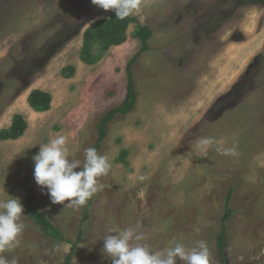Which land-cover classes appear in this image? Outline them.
<instances>
[{"label": "rangeland", "instance_id": "1", "mask_svg": "<svg viewBox=\"0 0 264 264\" xmlns=\"http://www.w3.org/2000/svg\"><path fill=\"white\" fill-rule=\"evenodd\" d=\"M109 15L91 0H0V130L15 114L27 122L19 138L0 140V199L12 196L23 205L27 180L36 204L76 245L72 264H112L104 237L129 226L144 234L151 251L203 241L210 264H221L217 235L231 191L227 263L264 264V0H144L127 41L85 63L83 33ZM140 24L153 35L132 66L137 104L107 126L99 154L111 168L99 178L104 187L87 202L84 221L87 204H53L36 184L33 156L59 133L83 164L100 119L125 98ZM68 65L75 66L70 77L62 72ZM205 85L211 107L199 122L172 124L166 113L156 114L163 107L179 110L181 98L195 106L193 91ZM35 89L51 95L49 110L31 107ZM126 141L132 153H122ZM24 215L20 243L4 258L64 264L72 244L47 236L25 208Z\"/></svg>", "mask_w": 264, "mask_h": 264}, {"label": "clouds", "instance_id": "2", "mask_svg": "<svg viewBox=\"0 0 264 264\" xmlns=\"http://www.w3.org/2000/svg\"><path fill=\"white\" fill-rule=\"evenodd\" d=\"M91 4L104 11H114L121 20L140 12V0H91ZM84 156L81 164L70 153L67 137L59 133L40 145L39 152L33 156V175L36 184L47 189L53 204L67 202L69 206H84L103 189L99 178L111 168L108 156L99 154L95 148L85 149ZM25 218L19 198L0 199V253L10 252L19 245V237L26 227ZM110 231L113 234L104 237L103 252L112 264H177L178 260L183 264H210L209 248L203 241L191 249L177 241L163 250L151 251L142 243L144 234L133 226ZM0 264H9V261L0 256Z\"/></svg>", "mask_w": 264, "mask_h": 264}, {"label": "trees", "instance_id": "3", "mask_svg": "<svg viewBox=\"0 0 264 264\" xmlns=\"http://www.w3.org/2000/svg\"><path fill=\"white\" fill-rule=\"evenodd\" d=\"M144 0H140V3ZM138 19L131 15L123 20L116 18L115 12L110 11V15L105 18H100L94 21L83 33V45L81 48V58L85 63L93 64L99 59L104 52L110 49L114 45H121L128 39V28L130 24L137 22ZM136 38L141 41V47L138 52L130 59L126 66L127 72V92L124 100L121 104L111 108L100 119L97 130L98 137L92 148H95L98 153L101 146L107 137L108 124L119 114L125 115L131 112L137 104L138 94L136 85L134 83V76L132 72V66L141 54L149 50V40L153 35V30L149 25H139L135 33ZM99 47V52L96 53L95 48ZM63 74L69 72V77L75 72V66L68 65L63 68ZM28 102L36 111H47L51 107L52 97L48 92L40 89L33 90L29 97ZM27 122L21 114H15L12 120V124L8 129L0 130V140L17 139L26 130ZM126 154L125 151H122ZM128 164L127 161L124 162ZM25 180L26 196L24 198V208L28 216L41 228V230L49 237L57 239L62 242L71 243V251L65 257L64 264H72L73 251L75 244L69 241L61 232V230L55 225V223L40 209L35 202V196L33 189ZM231 191L227 194L225 200V213L222 217L223 225L220 232L217 235V247L219 256L221 258V264H228L226 258V222L232 216V209L230 207ZM90 202L86 205L83 220L89 218ZM83 235V230L80 229L78 239Z\"/></svg>", "mask_w": 264, "mask_h": 264}, {"label": "crops", "instance_id": "4", "mask_svg": "<svg viewBox=\"0 0 264 264\" xmlns=\"http://www.w3.org/2000/svg\"><path fill=\"white\" fill-rule=\"evenodd\" d=\"M193 92L194 94L192 96L193 97L192 101L195 104L198 102V104H196L195 106L189 105V103L187 102V99L185 100L181 98L182 104L179 110L170 109L169 107H163L161 111L156 110V114L162 117L164 113H166L164 116V120L166 119L167 122L172 123V124L173 123L195 124L196 122H199L200 120H202L201 118L203 117L205 111L211 107V104H210L211 102L208 101V99L211 97V89L209 88L206 89V85L203 86V88H200V86H197ZM200 108H201L200 110L201 112H199ZM153 109L155 110V107ZM197 114L201 115L199 119L190 121L193 117L197 116ZM159 120H160L159 118L153 119V121L155 122L154 124H157ZM112 121L110 123H112ZM153 121L151 120L150 122H153ZM135 131L139 132L140 130L135 129ZM131 145L132 143H128V141H126L123 146L124 149L122 150L125 151L126 154H128L129 150H130V153H132L134 147H132ZM5 252H9V251H5ZM5 252L0 253V256L5 257Z\"/></svg>", "mask_w": 264, "mask_h": 264}, {"label": "bare ground", "instance_id": "5", "mask_svg": "<svg viewBox=\"0 0 264 264\" xmlns=\"http://www.w3.org/2000/svg\"><path fill=\"white\" fill-rule=\"evenodd\" d=\"M40 113V112H39Z\"/></svg>", "mask_w": 264, "mask_h": 264}]
</instances>
